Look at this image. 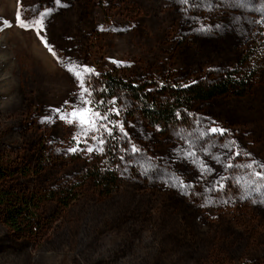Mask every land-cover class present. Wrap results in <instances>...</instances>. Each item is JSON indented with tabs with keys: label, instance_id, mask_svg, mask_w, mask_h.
Masks as SVG:
<instances>
[{
	"label": "rangeland",
	"instance_id": "374dc122",
	"mask_svg": "<svg viewBox=\"0 0 264 264\" xmlns=\"http://www.w3.org/2000/svg\"><path fill=\"white\" fill-rule=\"evenodd\" d=\"M246 58L247 95L166 129L101 99L108 74L186 86ZM0 163L46 196L35 234L0 219V264H264V0H0Z\"/></svg>",
	"mask_w": 264,
	"mask_h": 264
},
{
	"label": "trees",
	"instance_id": "16d2710c",
	"mask_svg": "<svg viewBox=\"0 0 264 264\" xmlns=\"http://www.w3.org/2000/svg\"><path fill=\"white\" fill-rule=\"evenodd\" d=\"M254 81V69L250 67L249 58L241 61L238 67L220 79L211 82H195L186 86L144 85L133 82L126 75L108 74L100 87L101 99L105 104L118 102L124 94L141 116L153 127L168 128L180 121L182 112L194 105L209 102L216 98L233 95L242 98L248 94ZM106 115L116 122L113 108H105ZM115 133H117L115 131ZM118 141H110V150H116ZM89 179L103 188L114 189L118 178L112 169L111 161L95 159L87 162ZM24 169L20 175H30ZM15 173L4 163H0V219L16 234H35L40 225V212L46 196L41 194L26 195L13 185ZM75 191L71 189L70 195ZM55 201L57 195H51ZM68 199L62 200L68 206Z\"/></svg>",
	"mask_w": 264,
	"mask_h": 264
},
{
	"label": "snow or ice",
	"instance_id": "6c2138e0",
	"mask_svg": "<svg viewBox=\"0 0 264 264\" xmlns=\"http://www.w3.org/2000/svg\"><path fill=\"white\" fill-rule=\"evenodd\" d=\"M41 26H42V25H41ZM70 70H71V69H70ZM86 71H87V70H86ZM77 76L82 78V74H81V73H77ZM80 115L83 116V114H80ZM83 122H84L85 124L88 123L87 120H84ZM213 131H216V129H213Z\"/></svg>",
	"mask_w": 264,
	"mask_h": 264
},
{
	"label": "bare ground",
	"instance_id": "6f19581e",
	"mask_svg": "<svg viewBox=\"0 0 264 264\" xmlns=\"http://www.w3.org/2000/svg\"><path fill=\"white\" fill-rule=\"evenodd\" d=\"M39 48V47H38ZM41 48V47H40ZM43 50V49H42ZM44 52H46V51H44ZM48 54V53H47Z\"/></svg>",
	"mask_w": 264,
	"mask_h": 264
}]
</instances>
